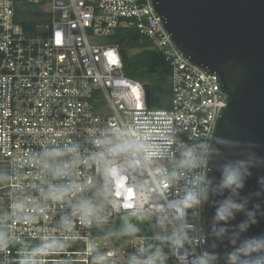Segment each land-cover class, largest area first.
Listing matches in <instances>:
<instances>
[{
  "label": "built area",
  "instance_id": "obj_1",
  "mask_svg": "<svg viewBox=\"0 0 264 264\" xmlns=\"http://www.w3.org/2000/svg\"><path fill=\"white\" fill-rule=\"evenodd\" d=\"M31 13L41 19L28 29L23 18ZM131 28L171 67L169 108H151L146 84L125 73L122 39H108ZM226 105L220 76L184 54L153 0H0V162L8 171V218L1 226L11 237L0 249V264H23L22 253L45 236H58L69 246L40 264H91L89 241L122 264L127 252L150 237L138 234L125 247L99 240L96 227L76 223L65 232L59 221L68 207L47 202L45 216H39L35 206L45 202L33 175L37 169L27 164L18 173V159L68 138L79 141L82 151L92 150L91 136L121 127L147 130L153 140L162 132L185 142L212 137ZM24 198L22 215L35 221L14 218L15 201ZM197 215L205 223L204 209ZM117 218H111L113 224Z\"/></svg>",
  "mask_w": 264,
  "mask_h": 264
},
{
  "label": "clouds",
  "instance_id": "obj_2",
  "mask_svg": "<svg viewBox=\"0 0 264 264\" xmlns=\"http://www.w3.org/2000/svg\"><path fill=\"white\" fill-rule=\"evenodd\" d=\"M152 136L147 130L109 129L89 138L92 150L82 151L79 141L68 138L41 145L15 166L18 173L27 164L37 169L33 175L45 202L35 206L39 216H45L47 202L68 207L59 221L65 232L76 223L98 229L111 225L98 239L126 247L147 223L150 237L127 252L122 264H169L170 259L173 264H264V232L248 234L264 219V175L256 177V190L244 191L253 170L264 168V156L255 151L259 146L218 136L191 142L169 132L156 140ZM225 149L239 150L236 158ZM7 180L0 172V183ZM27 205L28 198L17 199L14 218L35 221L36 216L22 215ZM205 205L214 209L207 224L197 215ZM114 215L118 225L112 223ZM238 216L242 219L233 223ZM10 240L0 232V249ZM89 243L91 264H114L95 241ZM68 246L58 236H45L20 259L40 264Z\"/></svg>",
  "mask_w": 264,
  "mask_h": 264
},
{
  "label": "water",
  "instance_id": "obj_3",
  "mask_svg": "<svg viewBox=\"0 0 264 264\" xmlns=\"http://www.w3.org/2000/svg\"><path fill=\"white\" fill-rule=\"evenodd\" d=\"M167 30L178 47L193 62L221 79L227 105L221 110L213 136L255 142L264 156V0H153ZM125 62L128 50L122 49ZM150 105L151 88L146 86ZM225 154L236 158L225 149ZM254 169L245 193L257 188ZM207 224L214 209L204 206ZM242 219L237 217L238 222ZM264 232V219L249 235Z\"/></svg>",
  "mask_w": 264,
  "mask_h": 264
},
{
  "label": "trees",
  "instance_id": "obj_4",
  "mask_svg": "<svg viewBox=\"0 0 264 264\" xmlns=\"http://www.w3.org/2000/svg\"><path fill=\"white\" fill-rule=\"evenodd\" d=\"M41 19L33 13L23 18V23L27 28L31 23ZM121 39L125 48L139 49L131 55L128 62L125 63V73L128 77L143 81L146 86L151 88L150 106L151 108H169L172 99V86H171V67L165 60L164 56L151 48V42L147 38H141L138 32L131 28L121 31ZM0 172L8 174L6 167L0 162ZM7 182L0 183V232L4 233V228L1 224L6 223L7 220ZM119 218L115 224L118 225ZM111 226V225H109ZM100 230V235L107 230ZM142 232L140 235H150L149 226L147 223L141 224Z\"/></svg>",
  "mask_w": 264,
  "mask_h": 264
},
{
  "label": "rangeland",
  "instance_id": "obj_5",
  "mask_svg": "<svg viewBox=\"0 0 264 264\" xmlns=\"http://www.w3.org/2000/svg\"><path fill=\"white\" fill-rule=\"evenodd\" d=\"M122 32L118 33L117 35L111 37V38H108V39H114V38H120L122 35H121ZM110 41V40H109ZM139 49H136V48H128V53H129V56L131 57V55H133L135 52H137Z\"/></svg>",
  "mask_w": 264,
  "mask_h": 264
},
{
  "label": "snow or ice",
  "instance_id": "obj_6",
  "mask_svg": "<svg viewBox=\"0 0 264 264\" xmlns=\"http://www.w3.org/2000/svg\"><path fill=\"white\" fill-rule=\"evenodd\" d=\"M113 62H115V61L113 60Z\"/></svg>",
  "mask_w": 264,
  "mask_h": 264
}]
</instances>
